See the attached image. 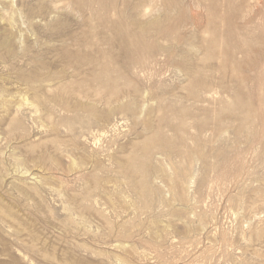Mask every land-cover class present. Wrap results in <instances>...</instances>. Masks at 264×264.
Instances as JSON below:
<instances>
[{"label": "rangeland", "instance_id": "374dc122", "mask_svg": "<svg viewBox=\"0 0 264 264\" xmlns=\"http://www.w3.org/2000/svg\"><path fill=\"white\" fill-rule=\"evenodd\" d=\"M0 264H264V0H0Z\"/></svg>", "mask_w": 264, "mask_h": 264}]
</instances>
